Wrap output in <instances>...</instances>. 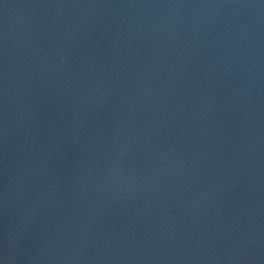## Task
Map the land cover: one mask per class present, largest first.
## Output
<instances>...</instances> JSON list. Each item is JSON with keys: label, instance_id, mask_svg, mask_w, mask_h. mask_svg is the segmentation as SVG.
<instances>
[{"label": "water", "instance_id": "obj_1", "mask_svg": "<svg viewBox=\"0 0 264 264\" xmlns=\"http://www.w3.org/2000/svg\"><path fill=\"white\" fill-rule=\"evenodd\" d=\"M0 264H264V0H0Z\"/></svg>", "mask_w": 264, "mask_h": 264}]
</instances>
